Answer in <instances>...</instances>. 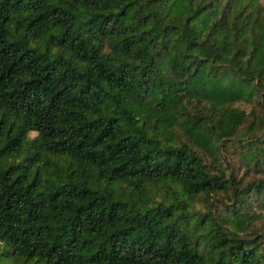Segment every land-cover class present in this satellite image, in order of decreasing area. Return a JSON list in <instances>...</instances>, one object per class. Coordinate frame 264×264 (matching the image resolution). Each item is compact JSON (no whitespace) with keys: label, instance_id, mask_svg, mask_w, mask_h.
<instances>
[{"label":"trees","instance_id":"trees-1","mask_svg":"<svg viewBox=\"0 0 264 264\" xmlns=\"http://www.w3.org/2000/svg\"><path fill=\"white\" fill-rule=\"evenodd\" d=\"M236 138L264 168V0H0V264H264Z\"/></svg>","mask_w":264,"mask_h":264},{"label":"rangeland","instance_id":"rangeland-1","mask_svg":"<svg viewBox=\"0 0 264 264\" xmlns=\"http://www.w3.org/2000/svg\"><path fill=\"white\" fill-rule=\"evenodd\" d=\"M235 105L242 107L246 110V112H251L252 108L256 107L255 103H248L246 101H239L236 102ZM256 121V119H255ZM254 123V115L251 113L248 114L245 122L243 125L239 128L240 136L246 133V128ZM254 132L256 133L257 130L254 129ZM254 133V134H255ZM245 137V136H244ZM243 137V138H244ZM227 145L225 146L222 155H221V162L218 163V166L215 165L213 168H220L226 172V175L232 174L234 176V187L236 189L244 188L247 189L248 185L252 183L253 181L256 182L258 179H264V168L254 165L253 163H248L247 160H244V164H241V158H240V150L242 144L236 138L235 140L227 141ZM209 163V161H206ZM212 167V165H211ZM213 170V169H212ZM164 189L161 187L160 193H163ZM234 191L232 189L221 191L217 194L212 195L213 204L219 206L221 209H224V204H227L231 202L232 193ZM244 197H252L253 198V204L252 207L254 210L258 211L261 216L254 219V225L256 227H264V199H259L257 195H255L254 191L243 192L241 194ZM196 207L197 209L201 208L204 209V206L202 205L200 200L196 201Z\"/></svg>","mask_w":264,"mask_h":264}]
</instances>
